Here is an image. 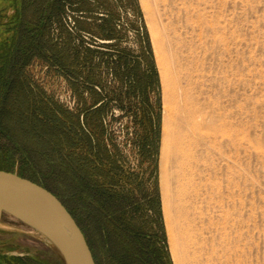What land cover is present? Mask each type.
Listing matches in <instances>:
<instances>
[{
    "label": "rangeland",
    "instance_id": "rangeland-1",
    "mask_svg": "<svg viewBox=\"0 0 264 264\" xmlns=\"http://www.w3.org/2000/svg\"><path fill=\"white\" fill-rule=\"evenodd\" d=\"M145 2L151 10L153 27L164 44L172 75L168 96H164L141 0L99 1V13L115 12L123 30L118 41L96 38L97 44H117L105 50L115 53V48L127 49L137 56L145 46V38L138 30L144 29L160 85V138L154 173L150 162L142 161L137 144L144 132L135 124L133 109L138 108V102L123 98L124 105L133 108L131 113L112 103V113L107 116L112 137L107 145L117 152L118 166L122 168L118 190L122 194L133 193L138 204H144L149 192H157L167 250L174 264L160 185L165 104H168L171 132L183 135L182 141L171 148L183 149V154L168 164L167 174L170 196L182 212L177 227L184 264H264V0ZM11 3L12 0H0V43L6 37L2 25ZM29 70L34 81L56 101L70 108L75 106L64 77L39 63ZM102 78L107 92L116 95L125 91L123 85L119 88L120 82L114 79L111 70L103 68ZM151 100L155 103L156 94H152ZM185 107L191 113L189 123L176 126L178 119L184 117L181 112ZM19 133L18 145L12 146L14 152L9 153L11 159L1 157L4 167L46 185L78 218L75 208L64 197V190L68 189L64 181L56 178L44 181L35 175L43 165V158L32 155L31 150L37 151L40 143L22 131ZM79 222L91 242L96 263L106 264L104 248L94 239L89 223ZM18 259L64 264L55 248L40 234L4 215L0 225V264H18Z\"/></svg>",
    "mask_w": 264,
    "mask_h": 264
},
{
    "label": "trees",
    "instance_id": "trees-1",
    "mask_svg": "<svg viewBox=\"0 0 264 264\" xmlns=\"http://www.w3.org/2000/svg\"><path fill=\"white\" fill-rule=\"evenodd\" d=\"M99 1L12 0L2 25L6 37L0 43V171L13 172L4 167L1 157L11 159L9 153L14 152L12 146L17 147L22 131L40 143L37 151L31 150L43 158L35 175L44 181L56 178L68 186L64 197L79 219L53 194L84 234L79 220L89 223L88 229L104 248L106 264H171L157 192H149L144 204H138L133 193L119 192L122 168L117 152L107 145L112 137L107 126L112 103L131 113L133 108L124 105L123 98L136 100L135 124L144 130L137 144L142 161L150 162L155 172L161 107L151 47L143 28L138 30L145 38L140 55L127 49L105 50L117 44L98 45L96 38L116 42L123 30L115 12L99 13ZM135 11L140 18L138 8ZM35 63L65 78L76 101L73 108L60 104L34 81L29 69ZM103 68L111 70L124 92H107ZM152 94H156L155 103ZM30 180L50 191L37 179ZM18 264L40 263L18 259Z\"/></svg>",
    "mask_w": 264,
    "mask_h": 264
},
{
    "label": "water",
    "instance_id": "water-1",
    "mask_svg": "<svg viewBox=\"0 0 264 264\" xmlns=\"http://www.w3.org/2000/svg\"><path fill=\"white\" fill-rule=\"evenodd\" d=\"M4 215L40 234L64 264H97L85 234L53 193L17 174L0 171V225Z\"/></svg>",
    "mask_w": 264,
    "mask_h": 264
},
{
    "label": "bare ground",
    "instance_id": "bare-ground-1",
    "mask_svg": "<svg viewBox=\"0 0 264 264\" xmlns=\"http://www.w3.org/2000/svg\"><path fill=\"white\" fill-rule=\"evenodd\" d=\"M141 2H142V7L144 8L143 10L145 11V14H146L148 28L150 29V33H151L152 45H153V49L155 53L157 67L159 69V73L161 77L164 96H168L169 88L172 83V75L170 72V68L168 67V64H167L164 44L161 38L158 37L153 27V18H152L151 10L149 6L145 2V0H141ZM165 105L168 107V104H165ZM167 107L165 109L166 116H165V121H164L165 123H164V129H163V143H162V150H161V157H160V166H161L160 185H161V193H162L163 214H164V219H165V224H166V230H167V236H168V242L170 246V253H171L172 260L174 264H184L183 248L180 244L181 234L177 227L178 219L181 218L182 212H179L177 210L175 201L170 196V188L168 185V174H167L168 164L172 162L173 160H177L179 156L183 154V151H184L183 149H180V148H179L180 150L171 149L173 145L179 144L182 141L183 135L174 134L171 132L172 116L170 114L171 111L168 110L169 108ZM181 113H183L184 117L183 118L181 117L178 119L176 126L184 127L188 125L187 122L191 118L190 117L191 113L187 107H185Z\"/></svg>",
    "mask_w": 264,
    "mask_h": 264
}]
</instances>
